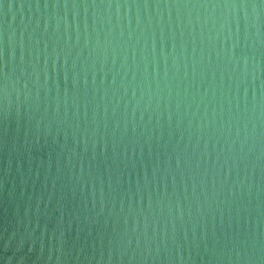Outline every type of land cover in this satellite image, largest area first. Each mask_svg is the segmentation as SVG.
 I'll list each match as a JSON object with an SVG mask.
<instances>
[{
  "label": "water",
  "instance_id": "1",
  "mask_svg": "<svg viewBox=\"0 0 264 264\" xmlns=\"http://www.w3.org/2000/svg\"><path fill=\"white\" fill-rule=\"evenodd\" d=\"M0 264H264V0H0Z\"/></svg>",
  "mask_w": 264,
  "mask_h": 264
}]
</instances>
